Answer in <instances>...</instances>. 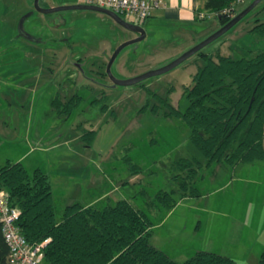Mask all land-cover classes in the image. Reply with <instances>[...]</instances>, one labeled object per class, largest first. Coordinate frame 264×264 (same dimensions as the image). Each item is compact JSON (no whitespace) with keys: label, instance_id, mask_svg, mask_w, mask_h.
Listing matches in <instances>:
<instances>
[{"label":"rangeland","instance_id":"374dc122","mask_svg":"<svg viewBox=\"0 0 264 264\" xmlns=\"http://www.w3.org/2000/svg\"><path fill=\"white\" fill-rule=\"evenodd\" d=\"M26 1L30 3L29 9H26ZM251 1L241 0L234 8L240 10ZM39 3L44 4L43 0ZM263 5L264 0H261L231 28L205 44L203 51L216 59L217 53L239 57L249 50L264 48V35L249 31L256 17L264 19ZM215 21L218 23L213 14H208L191 30H201L209 35L217 29ZM130 34L131 30L102 11L69 8L43 13L34 8L33 0H0V165L6 159L17 160L25 153L24 159L19 160L30 171L35 166L45 170L52 185L56 219L67 203L77 201L103 206L105 201L114 202L121 197L122 190H127V194L136 193L132 196L133 202L141 206L156 224L166 208L159 204L152 208L148 206L142 190L152 196L159 188L174 189L177 194L169 162L183 156L205 161V156L189 138L188 124L176 115H166L167 106L148 93L152 90L167 97L173 106L184 110L187 104L182 94L184 85L191 83L204 59L193 53L173 68L140 83L108 85L111 81L104 74L105 65L113 49ZM193 34L188 41L178 38L177 44L173 43L170 49L164 48L158 53L142 52L145 49L142 39L127 44L116 55L110 70L114 76L126 78L160 67L207 36L197 41L203 35ZM159 36L161 31L157 29L150 41ZM73 93L82 96L79 106L68 115L58 113L52 99L57 95L65 101ZM79 123L88 128L95 126L97 136L90 145H86L80 136ZM64 138L69 139L62 143ZM39 139L45 144L58 142L55 140L61 143L43 151L36 148ZM125 156L141 168V178L136 177L130 184L125 182L131 174ZM251 163L261 166L256 176L264 182V160L256 159ZM251 163L242 162L240 165L248 167ZM208 166L201 167L199 173H210ZM233 171V165L223 163L222 168L212 175L214 183H200L197 187H202L201 190L212 188ZM121 180H124L125 187L121 190L113 188L106 193L108 181L119 183ZM237 181L233 179L231 184L209 196L210 201H220L221 214L211 216L214 221L223 220L225 225L227 213L247 222L245 214L248 212L249 222L259 229L255 233L259 238L253 248L255 254L247 252L248 243L255 237L250 228L245 229L242 242H230V250L236 254L239 264H258V254L264 246V184L252 191L250 182L245 193L241 194L242 204L237 206L240 197ZM230 196L234 203L232 208H226L223 201ZM240 205L243 208L237 209L236 206ZM184 207L178 206L164 226L154 224L150 239L179 261L197 249L191 253L177 252V247L183 246L184 242L167 239L161 228L179 229L182 223L179 212H183ZM159 209L161 214H156ZM193 222L197 223L196 220ZM243 230L232 225V232H236L232 237L241 235ZM201 247L211 250L212 245L206 243ZM201 247L197 246L198 249Z\"/></svg>","mask_w":264,"mask_h":264},{"label":"trees","instance_id":"16d2710c","mask_svg":"<svg viewBox=\"0 0 264 264\" xmlns=\"http://www.w3.org/2000/svg\"><path fill=\"white\" fill-rule=\"evenodd\" d=\"M238 2L206 0L204 7L221 16V25L239 11L234 8ZM254 21L249 31L264 35V19ZM195 53L204 64L183 90L187 99L184 110L174 107L167 97L152 90L148 93L167 106L166 115H176L188 124L189 138L205 161L186 156L171 160L177 194L174 189L159 188L152 196L142 190L151 208L159 204L169 209L180 197L199 196L196 178L203 166L264 160V48L239 57L217 53L216 59L202 48ZM81 98L73 93L62 101L56 95L52 103L58 113L68 115ZM77 126L85 144L90 145L95 128ZM124 161L131 173L141 171L130 157L125 156ZM0 187L10 203L20 208L16 223L26 239L38 242L50 237L43 246V264H239L228 254L208 249H197L181 261L174 259L150 241L153 220L148 213L125 197L114 202L108 199L103 206L70 202L56 219L51 181L40 166L30 171L21 160L6 159L0 165ZM7 251L0 227V264ZM258 264H264V246Z\"/></svg>","mask_w":264,"mask_h":264},{"label":"crops","instance_id":"0c3cea01","mask_svg":"<svg viewBox=\"0 0 264 264\" xmlns=\"http://www.w3.org/2000/svg\"><path fill=\"white\" fill-rule=\"evenodd\" d=\"M161 1H162V4L154 8L152 10V13L148 17H146L141 24L144 26L146 30V35L142 39L143 40L142 42L145 48L143 49L142 52L144 53H146L147 51H149L150 53H158L162 51L164 48L170 49L173 43H176V44L178 43L177 42L178 38L184 41H188L190 38H192L191 36H194L193 33H197V34L200 33L203 35L200 37L197 36L198 37L197 41H198L199 39H201L207 34H204V32H200L201 30H199V32H193V30H191V27L195 25L196 23H198V21L206 18L208 14H213L216 20L218 21V23L216 21L214 22V24H216V28L220 26V21H219L217 14L214 13L213 11L208 10V8L204 7V3L206 0H161ZM68 2H71V1L63 0L59 2V1H54V0H43V3H44L43 5L45 6L55 5L58 3H68ZM25 5H26V9L30 8L29 1H26ZM199 10L205 13V17H203V19H200L198 17ZM157 29L161 31V36H159L157 40L150 41L151 35L152 34L154 35ZM131 33L132 34H130L127 38H130L136 35V33L132 31ZM118 42H120V40ZM173 48H175V46ZM91 128H95V126H92ZM76 135H78V133H75V136ZM67 139L69 138H64L63 141L61 142L64 143L65 141H67ZM55 141H58V142H55L52 144V141H51L49 142L50 144L49 143L45 144V141L39 139L38 140L39 145L36 148L43 150V151L52 149L54 146L60 145L61 143L60 140H55ZM79 153L82 155V151H80ZM25 156L26 154L24 153L21 156H19L17 160L24 159ZM240 163L242 162H238L233 165V168L235 169V171L239 172L238 174H236L235 171H233L230 175L227 173L226 174L228 175L227 178H223L221 182H218L216 184H213L215 177H213L212 175H214L215 171H218L222 168L223 163L222 162H216V164L214 162L211 163L207 167V169L210 170V173L203 174V175L198 173L197 178H196V184L197 186L200 183H204L208 185L211 181H213L212 188L201 190L202 187H198L201 192L199 196H183V197L178 198L176 203L171 208L165 210L164 214L160 216L156 224L155 222H153L152 229H153L154 224L157 225L158 227L164 226V224H166L168 219L175 213V210L178 206H185L184 209L181 210L183 212H179V216L182 220V223L179 229L175 227L173 228V231L168 230L171 228L169 226H167L166 228H161L162 233L166 235L167 239H174L177 242L179 239L184 242L183 246L177 247V250H178L177 252L191 253L195 249H198L197 246L201 247L207 243L208 245H212L211 250L218 251L224 254H228L232 256L233 258H235L237 261V258L235 256L236 254H232L230 250L231 249L230 242H232L233 244L242 242L244 238L245 229L250 228L254 232L253 236L255 237L253 238L251 243H248L249 247L247 248L248 250L247 252H252L255 254V249L253 248L255 247V243L259 241V238H257V234L255 233H257L259 229L255 226H252L251 222H249L250 216L248 212H246L245 214V220L247 222L241 220V218L237 217L234 214L232 215H229L228 213L227 215L223 214V215L228 216L227 222L224 225L223 220H221L220 222H217V221H214V218L211 216L215 214H221L220 206H219L220 201H217L216 203L215 201H210L208 199L210 195L221 191L225 185L231 184L232 180L234 179L235 181L238 180L237 182L240 183V184L238 183L239 189H240V193H239L240 197L239 199H237V202H236L238 206L239 203L242 204L241 194L245 193V190L247 189V186L249 187L250 182H251L252 191H255L256 189H258L259 185L264 184V182H261L260 177L257 178L256 176L258 168H261V166L259 167L258 165L256 166L254 163L248 162V163H251V165H247L248 167H245L246 165H240ZM253 170L255 172L253 175H251L250 173ZM236 175H237V178H236ZM136 177H138V179L141 178V171L135 174L131 173L129 177L125 180V182L127 184H130V182L135 181ZM108 178H111V176L108 175ZM111 181L110 182L108 181L107 183L108 190H106V193L107 192L110 193L113 188L121 190V188L125 187L123 186L124 180H121L119 183H117L116 181L115 182H111ZM129 191H131V189H129ZM121 193H122L121 197L128 198L130 201L133 202V198L130 197V195H133V194L131 193L127 194V190H124V191L122 190ZM231 195L234 196L235 194H231ZM223 203L224 205H227L225 206L226 208H229V207L232 208V205L234 203L233 197L230 196L229 198L225 199ZM237 206H236L237 209H240V207L241 209L243 208L242 205H240L239 207ZM160 210L161 209H159V212L156 211V214H161ZM254 212L255 210L253 211V213ZM206 214H208L209 216H207ZM193 220H196L197 223L194 224ZM232 225H235V226L237 225V227H240L241 230L242 228H244L241 235L238 236L236 234L234 238L232 237L233 234L236 233V232L234 233L232 232ZM153 234H154V230H153ZM207 235L209 237H206ZM247 236H248V232H247ZM224 239H226L227 241L225 242ZM155 245L160 248L159 244H155ZM188 245H191L192 247H188ZM203 248L204 247H201V249ZM243 257L245 258L246 256H243Z\"/></svg>","mask_w":264,"mask_h":264},{"label":"built area","instance_id":"2783aa9c","mask_svg":"<svg viewBox=\"0 0 264 264\" xmlns=\"http://www.w3.org/2000/svg\"><path fill=\"white\" fill-rule=\"evenodd\" d=\"M78 1L108 7L125 19L129 17L127 20L138 24H142L152 10L162 4L161 0ZM198 17H205V13L200 11ZM19 214L20 208L10 203L6 190L0 187V227L8 249L6 259L2 264H43V246L50 240V237L38 242L28 241L16 223Z\"/></svg>","mask_w":264,"mask_h":264},{"label":"water","instance_id":"95a60500","mask_svg":"<svg viewBox=\"0 0 264 264\" xmlns=\"http://www.w3.org/2000/svg\"><path fill=\"white\" fill-rule=\"evenodd\" d=\"M261 0H252L250 3H248L246 6H244L242 9H240L238 12H236L233 16H231L227 21H225L223 24H221L215 31L204 37L203 39L199 40L195 44L191 45L189 48L185 49L183 52H181L176 57L172 58L168 62H166L164 65L154 68V69H148L141 73H138L136 75L126 77V78H118L114 76L110 70L111 64L114 61L116 55L118 52L127 44L136 42L138 40H141L146 35V30L143 25L134 23L130 20L125 19L117 12L113 11L112 9L108 7H104L97 4L92 3H85V2H69V3H58L55 5H41L39 3V0H33V6L36 10L43 12V13H50L58 10L63 9H69V8H89L94 9L98 11H102L106 14H108L114 21L119 23L120 25L124 26L125 28L131 30L132 32L136 33V35L127 38L123 41H121L111 53L105 67V71L108 73L112 81L116 84H132L139 82L147 77L157 75L160 73H163L183 60H185L187 57H189L191 54L195 53L198 49L202 48L205 44L212 41L213 39L219 37L222 35L225 31H227L229 28H231L237 21H239L243 16H245L254 6H256ZM221 16L218 15V18ZM57 24V22H55Z\"/></svg>","mask_w":264,"mask_h":264},{"label":"flooded vegetation","instance_id":"af4514ba","mask_svg":"<svg viewBox=\"0 0 264 264\" xmlns=\"http://www.w3.org/2000/svg\"><path fill=\"white\" fill-rule=\"evenodd\" d=\"M195 43V42H194ZM201 49V48H200ZM199 50V49H198ZM105 67H106V65H105ZM105 76L107 77V78H109V81H111V82H109V84L108 85H119V84H116V83H114L113 81H112V79L110 78V76L108 75V73L105 71ZM136 75V74H135ZM142 81V80H141ZM141 81H139V83L141 82ZM191 83H192V81H191ZM191 83H189V84H187V85H184V88L186 87V86H189ZM142 84V83H141ZM122 85V84H121ZM146 87H148V86H146ZM184 90V89H183ZM182 93H183V91H182ZM174 107H178V106H174Z\"/></svg>","mask_w":264,"mask_h":264},{"label":"bare ground","instance_id":"6f19581e","mask_svg":"<svg viewBox=\"0 0 264 264\" xmlns=\"http://www.w3.org/2000/svg\"><path fill=\"white\" fill-rule=\"evenodd\" d=\"M123 17V16H122Z\"/></svg>","mask_w":264,"mask_h":264}]
</instances>
